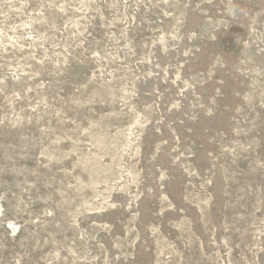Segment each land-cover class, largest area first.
Returning <instances> with one entry per match:
<instances>
[{
	"label": "rangeland",
	"instance_id": "rangeland-1",
	"mask_svg": "<svg viewBox=\"0 0 264 264\" xmlns=\"http://www.w3.org/2000/svg\"><path fill=\"white\" fill-rule=\"evenodd\" d=\"M0 264H264V0H0Z\"/></svg>",
	"mask_w": 264,
	"mask_h": 264
}]
</instances>
